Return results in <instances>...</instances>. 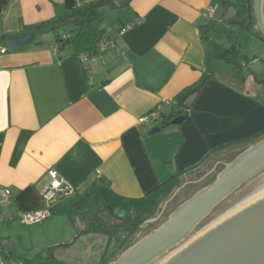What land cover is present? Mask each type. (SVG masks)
Returning <instances> with one entry per match:
<instances>
[{
	"label": "crops",
	"instance_id": "1",
	"mask_svg": "<svg viewBox=\"0 0 264 264\" xmlns=\"http://www.w3.org/2000/svg\"><path fill=\"white\" fill-rule=\"evenodd\" d=\"M103 2L93 12L107 24L95 20L93 28L106 38L108 28L126 27L116 38L123 54L108 50L85 63L71 45L60 49L54 33L41 32L33 45L9 50L8 36L51 19L54 4L72 11ZM252 2L9 0L0 16V187L10 192L0 206L5 260L74 264L83 246L73 244L87 236L100 254L85 264H108L114 258L107 251L120 244L101 251L100 243L120 233L118 218L146 216L140 232L165 221L229 162L228 148L264 139V41ZM173 105L185 111L183 122L150 134ZM49 169L74 191L50 206L48 218L23 225L20 213L43 206Z\"/></svg>",
	"mask_w": 264,
	"mask_h": 264
},
{
	"label": "water",
	"instance_id": "2",
	"mask_svg": "<svg viewBox=\"0 0 264 264\" xmlns=\"http://www.w3.org/2000/svg\"><path fill=\"white\" fill-rule=\"evenodd\" d=\"M253 20L256 34L264 41V0H253ZM35 43V33L29 32L8 40L9 50ZM184 118H176L179 125ZM161 127L150 130L159 132ZM264 171V139L249 144L236 154L217 173L215 178L178 205L154 229L127 247L108 264H264V194L249 200L229 215L221 217L205 229L196 228L213 209L233 194L244 183ZM111 237L100 243L101 251L110 248ZM83 249L73 259L74 264H85L92 256L94 244L87 236L74 242ZM78 259V260H76Z\"/></svg>",
	"mask_w": 264,
	"mask_h": 264
},
{
	"label": "trees",
	"instance_id": "3",
	"mask_svg": "<svg viewBox=\"0 0 264 264\" xmlns=\"http://www.w3.org/2000/svg\"><path fill=\"white\" fill-rule=\"evenodd\" d=\"M9 0H0V16L5 10ZM103 4H91V6H83L80 10H72L66 11L61 9L58 5L54 4V16L40 24L34 26L23 27L22 30L18 33L19 35H23L29 32L34 33H54L55 35V43L62 49L66 45H71L76 54L82 53H90L95 54V46L96 43L102 38L97 31L93 28V22L100 18L102 15L99 12H93V10H97L99 7L103 6ZM72 26L73 30L68 32L66 40L59 39V29ZM18 35V36H19ZM9 39L15 36H8ZM200 87V83H197L187 90H193ZM185 111L177 105H173L171 111L166 115H160L161 117V128L172 125L171 122L176 118H184ZM244 149V148H243ZM211 182V181H210ZM208 182L207 184H209ZM93 193L86 194L84 198H82L81 203L76 205L77 209L80 208L81 205H85L87 203V199Z\"/></svg>",
	"mask_w": 264,
	"mask_h": 264
},
{
	"label": "rangeland",
	"instance_id": "4",
	"mask_svg": "<svg viewBox=\"0 0 264 264\" xmlns=\"http://www.w3.org/2000/svg\"><path fill=\"white\" fill-rule=\"evenodd\" d=\"M103 18L104 17L102 16V19H96V25H97V27H104V25L107 24L106 23L107 22V19L106 18L103 19ZM72 30H73V27L72 26H66V27L60 28L58 33L67 34L68 32H70ZM245 146H241L239 148H238V146H233V147L228 148L229 150H227L226 152H224L225 154L226 153L229 154V158H228L227 161H230ZM216 175H217V173L210 180H208V182L212 181L215 178ZM205 184L203 183V185H205ZM262 192H264V171L261 172L260 174L256 175L255 177H253L252 179H250L246 183H244L233 194H231L228 198H226L219 205H217L213 209V211L205 219H203V221L200 223V225L196 228L197 229L196 231L199 232V231L205 229L206 227H208L212 223L218 221L221 217H223L228 212L233 211L238 206H241L243 203H245V202L249 201L250 199L256 197L257 195H259ZM186 196L187 195L183 194V192H182V195L179 197L180 199L178 198V200H176V201L177 202L178 201H181V200H183V197H186ZM107 208L108 207H106V205H102V211L103 212H106V216L108 215V218L110 216L111 217L114 216L113 218L116 219L117 216L115 214H119V213L118 212H115L114 210H112V211H114V212H112L113 214H109V212L107 211ZM94 209L95 210H99V205H97L96 207H94ZM140 216H141V214L138 213L137 214V217H136V220H135L134 223L129 218V216H127V214H124V217H121V218H118L117 217L118 219L121 220V222H123V224L120 225L121 226L120 233L118 235L114 236V238H112V240H111L112 242H111L110 248H112V245H114V246H116L118 244H120V245H119V247H117V250L113 251V254L112 255L110 253L111 250L108 248L109 249V251H107V254L109 253L108 258H111V259L114 258V260H115L127 247H129L135 241H137L142 236H144V235L147 234V230H145V229H142L141 232H140V229L139 228L142 226L141 225V221H142L143 218L146 217L144 215L141 216V217ZM161 221L163 222V218H161L158 221V223H156L154 225L151 223V225H147L145 227L147 229H154L160 223H162ZM126 224H127V226H126V229H125V227H123V226L126 225ZM113 226H115V225H113ZM113 226L109 230V233L110 234H114L113 229L115 227H113ZM117 236H119V238H120V236H122V237H125L126 236V237L121 240V239H117ZM115 237H116L117 241H114ZM113 242H114V244H113ZM162 259L163 258H161V259L153 262L152 264H158ZM110 262H112V261H110Z\"/></svg>",
	"mask_w": 264,
	"mask_h": 264
},
{
	"label": "built area",
	"instance_id": "5",
	"mask_svg": "<svg viewBox=\"0 0 264 264\" xmlns=\"http://www.w3.org/2000/svg\"><path fill=\"white\" fill-rule=\"evenodd\" d=\"M214 10L208 8L206 10V15L211 18L213 16ZM124 28L114 29L108 28V36L106 38H101L95 46V54L82 53L79 54L83 62L93 61L97 58H100L101 55L108 51L113 50L120 54H123V50L119 48L116 44V38L123 34ZM68 37L67 34L59 33L60 40H66ZM5 48L0 46V54L5 53ZM153 116V114L151 115ZM150 116V117H151ZM47 182L44 184L41 191V199L43 202L42 208L39 210L31 212H23L18 215L19 221L23 225H32L43 221L51 215L50 206L61 198L71 195L74 191L73 186L65 180L56 170L49 169L46 172ZM0 196L2 200L0 201V206L5 205L10 198V192L6 188L0 187ZM0 264H21L17 260H5L0 254Z\"/></svg>",
	"mask_w": 264,
	"mask_h": 264
},
{
	"label": "bare ground",
	"instance_id": "6",
	"mask_svg": "<svg viewBox=\"0 0 264 264\" xmlns=\"http://www.w3.org/2000/svg\"><path fill=\"white\" fill-rule=\"evenodd\" d=\"M262 194H264V192L260 193L259 195H257L256 197H254V198H252V199H250V200H255L256 198H258V197L261 196ZM248 202H249V201L243 203L241 206L246 205ZM241 206H238L237 208H235V209L233 210V212H234L235 210H237L238 208H240ZM231 212H232V211L228 212V213L225 214L223 217L229 215ZM223 217H222V218H223Z\"/></svg>",
	"mask_w": 264,
	"mask_h": 264
},
{
	"label": "flooded vegetation",
	"instance_id": "7",
	"mask_svg": "<svg viewBox=\"0 0 264 264\" xmlns=\"http://www.w3.org/2000/svg\"><path fill=\"white\" fill-rule=\"evenodd\" d=\"M153 225H154V224H153ZM153 225H152V226H153ZM145 229H146V228H145Z\"/></svg>",
	"mask_w": 264,
	"mask_h": 264
}]
</instances>
